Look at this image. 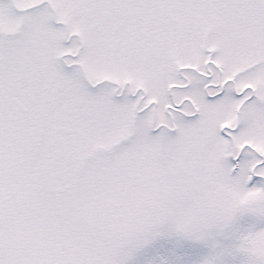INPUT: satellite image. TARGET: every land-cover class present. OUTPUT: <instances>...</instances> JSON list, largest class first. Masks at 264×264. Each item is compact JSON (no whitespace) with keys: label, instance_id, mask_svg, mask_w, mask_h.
I'll list each match as a JSON object with an SVG mask.
<instances>
[{"label":"snow or ice","instance_id":"6c2138e0","mask_svg":"<svg viewBox=\"0 0 264 264\" xmlns=\"http://www.w3.org/2000/svg\"><path fill=\"white\" fill-rule=\"evenodd\" d=\"M0 264H264V0H0Z\"/></svg>","mask_w":264,"mask_h":264}]
</instances>
